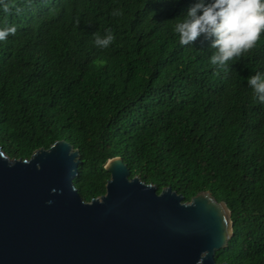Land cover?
Here are the masks:
<instances>
[{
  "label": "trees",
  "instance_id": "1",
  "mask_svg": "<svg viewBox=\"0 0 264 264\" xmlns=\"http://www.w3.org/2000/svg\"><path fill=\"white\" fill-rule=\"evenodd\" d=\"M6 2L0 29L17 31L0 41L4 153L26 161L70 143L85 203L106 194L117 157L158 194L209 192L235 224L216 262L264 264V103L248 85L264 76V32L220 69L210 40L182 45L175 31L195 0ZM94 33L115 39L101 48Z\"/></svg>",
  "mask_w": 264,
  "mask_h": 264
},
{
  "label": "water",
  "instance_id": "2",
  "mask_svg": "<svg viewBox=\"0 0 264 264\" xmlns=\"http://www.w3.org/2000/svg\"><path fill=\"white\" fill-rule=\"evenodd\" d=\"M78 167L66 141L26 161L0 147V264H218L235 226L225 203L158 194L119 157L105 165L106 194L85 203Z\"/></svg>",
  "mask_w": 264,
  "mask_h": 264
},
{
  "label": "clouds",
  "instance_id": "3",
  "mask_svg": "<svg viewBox=\"0 0 264 264\" xmlns=\"http://www.w3.org/2000/svg\"><path fill=\"white\" fill-rule=\"evenodd\" d=\"M0 5L4 11L10 10L6 0H0ZM112 15L123 13L114 10ZM16 31L15 25L0 29V41ZM175 31L182 45L192 44L201 36L210 40L211 47L217 50L211 63L226 69L229 60L255 47L264 32V0H195L184 19L176 24ZM93 35L96 45L101 48H107L115 39L110 34L104 38L98 33ZM248 85L257 94L256 98L264 103V76L258 72L248 77Z\"/></svg>",
  "mask_w": 264,
  "mask_h": 264
}]
</instances>
